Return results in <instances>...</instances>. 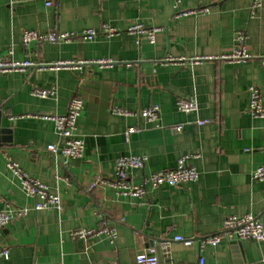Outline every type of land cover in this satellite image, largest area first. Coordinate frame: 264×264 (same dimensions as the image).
Listing matches in <instances>:
<instances>
[{
    "label": "crops",
    "instance_id": "0c3cea01",
    "mask_svg": "<svg viewBox=\"0 0 264 264\" xmlns=\"http://www.w3.org/2000/svg\"><path fill=\"white\" fill-rule=\"evenodd\" d=\"M47 1L0 0V56L41 65L0 74L2 126L10 131V142L0 144V212L29 210L0 230V249L9 251L0 264H136L144 249L164 244L169 254L161 249L160 264H192L200 255L207 264H264V242L244 239L235 246L223 229L230 216L251 215L264 224V181L252 177L264 165V118L249 110L251 86L264 98V3L252 17V0H182L179 7L175 0H54L51 7ZM133 24L160 28L156 43L126 33ZM103 25L121 34L23 45L26 31L81 34ZM238 32L247 36L250 58L221 59L240 48ZM67 62L89 63L56 67ZM35 89L55 95L39 98ZM75 96L84 102L76 132L84 154L55 158L47 148L60 139L47 118L66 114ZM181 98L195 99L198 111L180 112ZM152 106L160 108L155 125L112 113ZM200 120L210 122L199 126ZM131 126L143 130L127 137ZM177 126L183 130L175 132ZM186 154L199 172L193 184L147 185L142 200L107 186L90 189L97 178H111L120 157H147L144 169L128 171L141 184L154 172L174 169ZM10 162L58 194L63 213L36 212ZM104 227L117 231L115 242L71 235ZM215 235L222 237L219 245L201 247Z\"/></svg>",
    "mask_w": 264,
    "mask_h": 264
},
{
    "label": "built area",
    "instance_id": "2783aa9c",
    "mask_svg": "<svg viewBox=\"0 0 264 264\" xmlns=\"http://www.w3.org/2000/svg\"><path fill=\"white\" fill-rule=\"evenodd\" d=\"M182 0H175L176 7ZM264 0H252L250 7V14L254 17L259 9L262 8ZM54 5V0H48L46 2L47 7ZM202 12H208L205 8ZM191 12H179V16H184ZM160 28L146 27L143 24H133L126 30L131 36L145 37L150 44L156 43L157 34L160 32ZM106 35L108 37H114L121 34V31L113 28L109 25H103L100 30L88 29L81 34L74 33H56L49 32L42 34L36 31H26L23 34V45L28 46L31 43H51L57 44L62 42H71L79 39L89 41L99 35ZM247 36L244 32H238L236 34V42L240 48L234 50L230 54L221 57L223 60L232 62H241L250 58L246 48ZM12 54V52H10ZM172 61V59H170ZM89 62H67L57 64L56 67H68L74 68L78 65H82ZM101 66H112L113 62L110 60H100L96 62ZM41 65L29 60H15L12 58H6L0 56V74H10L26 69H37ZM250 93V106L249 110L253 117L264 118V98L260 90L251 86L249 88ZM33 95L39 98H50L55 95L52 90L35 89ZM177 109L183 113H194L198 111V103L195 99H178L176 103ZM84 102L80 97H73L69 103L66 114L60 116L48 117V120L53 121L55 124L56 133L59 136V143L48 146L47 150L55 157L60 155L69 159L75 160L83 157L85 150V143L82 139L77 137V125L78 120L83 112ZM112 113L123 117H134L143 120L147 125H155L160 119V108L158 106H152L139 111H129L122 108H113ZM208 120L198 121V125L202 126L208 124ZM143 130L141 126H131L126 131V136L139 133ZM175 132H181L183 126H177L173 129ZM192 156L186 154L183 155L177 162V166L174 169L166 171H158L152 173L148 178L144 179L141 184H135L131 181L128 171L142 170L144 169L147 157L145 156H123L120 157L115 164V171L111 178L103 179L97 178L91 184L90 189L93 190L97 186H107L114 189L120 196L133 197L138 199H145L147 197V185H151L153 188H158L164 185L177 187L181 185H190L199 179L198 170L191 165ZM8 170L14 177L17 178L19 186L22 192L27 198L35 200L34 210L36 212H57L62 214L64 211L61 197L58 194L52 193L47 185L40 180L32 177L28 173L24 172L17 164L10 162L7 165ZM252 177L257 181H264V165L257 167ZM69 182V178L64 179ZM264 195V189H263ZM29 210L27 208H19L14 210L13 208L6 209L0 212V230L14 224L18 220H22L28 216ZM223 229L227 234L229 240H244L253 239L258 242H264V224L258 218L245 215V216H230L225 219ZM72 237L80 240H86L88 238H95L98 236H107L111 242H115L118 233L114 228L104 227L102 229H80L72 232ZM176 241L184 243L186 246H190L192 241L186 240L181 237L175 238ZM222 242L220 235L210 236L201 241V247L205 245L217 246ZM161 249L165 254H169L168 246L163 245ZM9 257L8 249H0V259H7ZM136 264H160L157 251L154 247H148L140 252L136 256ZM192 264H207L205 257L200 255L195 263Z\"/></svg>",
    "mask_w": 264,
    "mask_h": 264
},
{
    "label": "water",
    "instance_id": "95a60500",
    "mask_svg": "<svg viewBox=\"0 0 264 264\" xmlns=\"http://www.w3.org/2000/svg\"><path fill=\"white\" fill-rule=\"evenodd\" d=\"M148 73H150V70H148ZM10 134V131L6 128H4L2 126V114L0 113V144L2 143H8L10 142V138H8V135ZM232 245H239L241 246V240H233L231 242ZM157 254H158V257L160 256L161 254V248L159 246V248H157Z\"/></svg>",
    "mask_w": 264,
    "mask_h": 264
}]
</instances>
